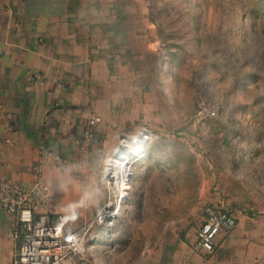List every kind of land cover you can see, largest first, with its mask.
<instances>
[{"label":"crops","instance_id":"1","mask_svg":"<svg viewBox=\"0 0 264 264\" xmlns=\"http://www.w3.org/2000/svg\"><path fill=\"white\" fill-rule=\"evenodd\" d=\"M139 1L0 0V176L30 187L40 166L49 193L42 213L68 230L105 207L96 154L108 156L114 131L122 134L115 126H129L105 122L117 115V123L130 122L126 113L142 106L135 98L149 86L145 55L154 32ZM95 117L100 150L82 153L81 134ZM43 152L59 155L65 168L42 161ZM207 200L237 222L210 256L194 250L195 233L136 254L88 241L84 254L89 264H264V203H242L248 210L238 213L215 195ZM16 229L0 211V264L17 252Z\"/></svg>","mask_w":264,"mask_h":264},{"label":"rangeland","instance_id":"2","mask_svg":"<svg viewBox=\"0 0 264 264\" xmlns=\"http://www.w3.org/2000/svg\"><path fill=\"white\" fill-rule=\"evenodd\" d=\"M139 2L154 32L152 51L145 55L149 86L145 97H134L142 106L126 113L130 122L117 123L118 115L105 122L129 126H115L122 134L114 131L108 156L96 154L105 207L95 211L85 237L133 254L174 235H196L202 207L214 195L238 213L248 210L242 203H264L263 82L235 85L264 61V20L248 14L254 0ZM121 146L128 165L115 169L109 162ZM90 150L99 152V140L81 152ZM117 182L129 189L121 191ZM98 213L105 214L102 223Z\"/></svg>","mask_w":264,"mask_h":264},{"label":"built area","instance_id":"3","mask_svg":"<svg viewBox=\"0 0 264 264\" xmlns=\"http://www.w3.org/2000/svg\"><path fill=\"white\" fill-rule=\"evenodd\" d=\"M99 121L95 117L85 124L79 140L80 151L85 152L97 142L95 132ZM41 160L59 170L66 165V161L53 152H43ZM31 174L33 182L30 187L0 176V211L13 219L17 228L15 237L20 241L10 264H89L84 254V245L87 231L92 224L88 223L72 231L65 229L61 221L49 222L42 213L49 193L48 186L41 178L40 166H34ZM118 209L119 206L116 205L114 214ZM105 219V214L98 213L96 221L102 223ZM236 226L233 214L211 204L204 205L194 250L204 256L212 255L217 240L221 236H228Z\"/></svg>","mask_w":264,"mask_h":264},{"label":"trees","instance_id":"4","mask_svg":"<svg viewBox=\"0 0 264 264\" xmlns=\"http://www.w3.org/2000/svg\"><path fill=\"white\" fill-rule=\"evenodd\" d=\"M248 14L253 18V20H255L256 22L258 21H263L264 20V0H254V3L249 6L248 9ZM262 29H264V25H262L261 27ZM264 33V31H263ZM260 56V55H259ZM264 57V49L261 52V58ZM176 59V56L174 54L171 55V60L174 61ZM258 65L255 66V70H252L250 72L246 73V76H244V78H241L240 81H236L235 85L236 87H242V84L244 85H248V84H255L256 82H263V92H264V61H257ZM259 73L263 74V78L262 76H260ZM261 101H264V95L260 98ZM259 100L256 101V103H258ZM139 153H140V149H139ZM191 156V155H190ZM147 161L149 159H151V155L149 152H145L144 153V158ZM155 163L156 166L160 167L161 163L159 162L158 159H156L155 161H153ZM175 162V161H174ZM171 162V163H174ZM144 164L145 160L140 161V162H136V165H140V164ZM137 176V174H134V178L135 179Z\"/></svg>","mask_w":264,"mask_h":264},{"label":"bare ground","instance_id":"5","mask_svg":"<svg viewBox=\"0 0 264 264\" xmlns=\"http://www.w3.org/2000/svg\"><path fill=\"white\" fill-rule=\"evenodd\" d=\"M122 147V152H118L115 156H114V160L115 161H110L109 162V166H111V167H124V166H127L128 165V163H125V161H126V159H125V157H124V151H125V147L124 146H121ZM139 148H140V142H138V141H136V143H135V149L136 150H138V152H139ZM138 152H135V153H133V154H135V155H138L139 153ZM115 168V169H116ZM129 173V172H128ZM131 177V175H129V178ZM127 180H128V177H127V179H126V182H127ZM120 183V182H117V184H118V187H119V189L121 190V191H123V190H128L129 188H128V185H127V187H126V184L127 183ZM122 197H124V196H122Z\"/></svg>","mask_w":264,"mask_h":264},{"label":"water","instance_id":"6","mask_svg":"<svg viewBox=\"0 0 264 264\" xmlns=\"http://www.w3.org/2000/svg\"><path fill=\"white\" fill-rule=\"evenodd\" d=\"M132 176V175H131Z\"/></svg>","mask_w":264,"mask_h":264}]
</instances>
